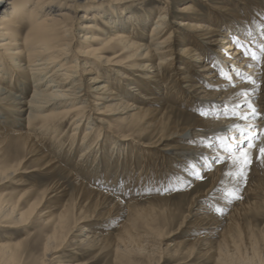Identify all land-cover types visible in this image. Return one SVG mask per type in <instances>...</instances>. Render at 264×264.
<instances>
[{
  "label": "bare ground",
  "instance_id": "1",
  "mask_svg": "<svg viewBox=\"0 0 264 264\" xmlns=\"http://www.w3.org/2000/svg\"><path fill=\"white\" fill-rule=\"evenodd\" d=\"M116 1L0 0V153L8 154L0 161V184L18 186L16 175L40 172L67 176L73 184L65 201L67 188L58 177L19 194L4 188L0 229L20 227L35 215L41 219L44 232L31 245L36 254L24 264H67L60 257L64 248L84 244L110 250L114 260L139 255L160 264L171 253L186 258L177 264L200 257L215 264H264V163L258 159L264 147V9L247 23L237 13L227 19L226 5L211 6L202 15L196 0H188L175 6L178 14L171 22L173 2L183 0H160L154 20L142 10L127 11L126 0ZM105 2L110 11L104 10ZM178 28L189 43L175 44ZM245 50L260 53L261 59L253 60ZM243 92L259 117L243 118L251 111ZM168 94L200 112L191 115L193 122L164 117ZM111 112L123 123L158 129V157L150 143L138 142V148L110 140L105 115ZM240 129L255 133L244 176L237 175L239 165L226 150L242 139ZM167 139L176 143L168 146ZM137 150L142 158L128 162ZM159 159L165 161L163 182L187 188L180 193L187 208L176 226L175 209L155 224L156 211L131 194L135 182L141 187L160 180ZM72 162L75 169L65 165ZM30 164L33 168L25 171ZM198 171L205 182L194 174ZM230 189L240 198H228ZM162 199L169 196L145 203ZM179 231L188 236L184 232L174 243L164 241ZM2 241L0 257L14 263L19 241Z\"/></svg>",
  "mask_w": 264,
  "mask_h": 264
},
{
  "label": "rangeland",
  "instance_id": "2",
  "mask_svg": "<svg viewBox=\"0 0 264 264\" xmlns=\"http://www.w3.org/2000/svg\"><path fill=\"white\" fill-rule=\"evenodd\" d=\"M117 1L120 2V1H124V0H117ZM117 1L115 3H118ZM167 1H170V0H167ZM187 1L188 0H183V1L175 2V3L173 2L172 6L170 8V12L172 13L171 18H170L171 22L177 18L176 14H178V13H176L174 11L175 6L178 4L186 3ZM242 1H243V3H240L239 0H196L195 6H196V9L199 12H201L202 15H204V13L206 14L207 13L206 11L211 6H219V5L225 6L226 5L227 11H230V12H225V14H224L227 19L228 18L232 19L233 16H231V14L233 15L234 13H237V14H241L244 18V21L247 23L251 20V18H252L251 16H253L254 14L257 16L262 15L260 12H261V9L262 10L264 9V0H242ZM124 2H125L124 5H128V10L126 8L127 11L135 12V13L136 12L140 13V12L144 11L145 14L149 15L150 17H153V20L155 19L156 15H157L158 8L162 4L160 0H130V1L126 0ZM237 4H238V6H237ZM103 5H104L105 11H107V10L110 11L108 5H111V4L109 2L108 3L105 2ZM197 10L195 12H197ZM247 10L250 11L251 13L246 14ZM79 11L80 10H78L77 12L79 13ZM260 17H262V16H260ZM231 19H229V20H231ZM151 22H152V20H151ZM178 29L179 30H176L173 32V39L176 41L175 44L185 43V41L187 43L189 41V37H187V36L185 37L183 29H181V28H178ZM77 30H78V28L77 29L75 28V30L73 31L74 37L78 33ZM175 35H177L179 38ZM223 46L224 45L221 44V46H219V49L216 50L215 54H218V52L220 53V50L222 49ZM258 55L260 56V53ZM175 63L177 64V63H179V61H176ZM201 66H202V64L199 63L198 67H196L198 73H199L198 68H200ZM164 97H165V100H163V102H165L164 105L167 108L169 107L164 114L165 118H167V116H169L170 119H172L174 121L176 120L178 123L179 122L184 123L187 121L191 123V122H193L191 115L196 117L200 113L195 108L192 109L190 107H186L182 101L180 102V101L176 100L175 96L170 97V95L168 94V95H165ZM135 101L138 104H140L141 106H144L146 104L145 102H143V100L142 101L141 100H135ZM174 101H175V103H174ZM113 102H117V100H113ZM121 108L122 107H120L118 109V111H122ZM111 113H108L107 115H105L106 119L108 121V124L110 126L109 130H106L105 133L107 134V136H109L110 140H113V141H115L121 145H124V146L125 145L127 146L128 144L129 145L132 144L138 148H141L140 145H138L139 143H144V142L150 143L151 145L155 146L151 150V152L154 153L153 156H155V158L158 157L157 156L158 151L156 149L157 144L155 143L156 141H154L156 135H158V129L153 130L152 126H148L145 124H144V126H137V125L132 124V121H130V123L128 122V124L123 123L120 120L116 119L117 114H113V113L111 114ZM117 140H119V141H117ZM166 142H167L168 146L176 143V141H174V139H167ZM180 143H181L180 147H185V145H186L185 142H180ZM107 145H108V143H107ZM239 146H237V147H239ZM7 155H8L7 153H3L1 151L0 161H2L5 157H7ZM132 157L133 158H129V160L127 159L128 162L129 161L132 162V160H140L142 158V154L137 150L135 153V156H132ZM118 161L116 162V164L120 163ZM157 162L159 163V165ZM164 162H165L164 160L162 161V159H159L156 161L157 165L155 164V167L157 166V168H159L158 172H159V175H161L160 180L156 179V181L152 182V185H150L151 182H149L148 186L144 185L141 187H140V185H138L139 183L135 182L133 187H132V193L131 194L133 195V199L136 198L134 200H136V201L138 200L137 202L139 203V205L145 206V207H146V205H148V209L151 207L152 211H156L154 213V216H153V220H154L155 224H162V222L164 220L162 217L163 214H165V215H167V213L171 214L170 210L175 209V211L173 212L174 216L171 219H172V223H174L173 225L176 226L177 223L179 222V220H181L180 219L181 215L179 213L180 212L182 213V210L184 212L185 209L187 208L186 199H185V197H183L180 194V193H183L185 191V189H187V188H185L179 184H177V186L172 187L169 184V182H163L162 177H163L164 172L161 169L163 167ZM31 165L32 164H30L25 171L31 170L33 168V167H31ZM65 165L70 169H72V168L75 169L73 166V162L72 163H65ZM172 166H173V164H172ZM200 172L201 171H198L199 175H200ZM63 176L64 175H62L61 177H58V176L57 177L60 178V182H62L63 185L65 186V188H67L66 189V196L62 200V201H65L70 196L69 194L72 191V188H73L72 185L73 184L68 179L67 176L66 177L65 176L63 177ZM57 177L48 176L47 174L45 175L41 172L40 173H34L33 175H30L27 173L26 174L20 173V174L16 175V178H17L16 181L19 179L18 181L20 182V185L14 186L12 182L7 181V182L0 184V191H2L4 188H6L8 190H12V192H16L19 194L20 189H28V188H32V187L40 188L43 185L50 184L51 182H53V180H56V179L59 180ZM83 178H84V176H83ZM199 180H201L203 182L205 179H199ZM16 181H13V182L16 183ZM149 185L151 187H149ZM168 194H170V195H168ZM134 196H136V197H134ZM162 196H169V199L155 200V201H150L149 203H147V202L145 203V201L147 199H153L155 197H162ZM29 201H31V200H29ZM25 207H26V204L23 206V208L25 209ZM166 207H168L169 211H167L165 213L164 212L165 209H163V208H166ZM176 208H178V210H176ZM150 213L153 214V212H151V211H150ZM44 227L45 226L41 223V219L35 215L30 219L29 222L21 225L20 227H16V228L15 227H13V228L4 227V228H1L0 229V241L1 242H4L2 240H5V239L11 240V243L18 242L20 239H23V240L19 241L20 244H19V247H18L17 252H16V259H15L14 263H11L10 260L7 261L6 257L5 258L0 257V264H7V263L8 264H18V263L24 264V263H27L28 260H30L32 258V256H34L36 254L34 251L31 250L32 249L31 245L32 244L34 245L36 240L43 234ZM102 229L104 230L103 227H102ZM170 229H171V227L168 226L166 228V232H168V230H170ZM109 231L114 232L113 227L109 228ZM184 232H185L184 236H186L187 231H184ZM184 232L179 231V233H174L171 237H168L164 241L174 243V242L178 241L179 238L183 237ZM12 240H14V241H12ZM28 250H30L31 252H29ZM61 254H62V256H60V257H62V260H64V262L67 264H68V262H73L76 264H126L122 261H128V260H129V264H152V261H150L149 258L144 257V256H139V255L138 256L132 255V257H130V258L127 257L128 259L122 258V260H114L113 253L110 250L99 252L96 250H92V248H90V246L85 245V244L81 245V246H79V245L71 246L70 245L68 248L65 247L64 250L60 253V255ZM182 256L184 257V255H180V254L177 256L173 255L171 253L167 254L166 257H164V259L162 260V262L160 264H177L178 262H180V260H182ZM183 259H186V258L184 257ZM192 263L193 264H215L212 259L206 258V257L196 258Z\"/></svg>",
  "mask_w": 264,
  "mask_h": 264
},
{
  "label": "snow or ice",
  "instance_id": "3",
  "mask_svg": "<svg viewBox=\"0 0 264 264\" xmlns=\"http://www.w3.org/2000/svg\"><path fill=\"white\" fill-rule=\"evenodd\" d=\"M235 43L237 44V46H241L240 42L237 40L235 41ZM260 52L262 54H264V45L261 46L260 48ZM245 55H251L253 60H260L261 57L256 53V52H250L249 50H245L244 51ZM221 74H224L223 72ZM246 80L250 81L252 84H255L256 82L252 79L251 76L245 75L244 77ZM230 79V78H229ZM259 88L258 86L256 87L255 91H258ZM241 95H243L245 97V102L248 103V107L251 110L250 113H245V116L243 117L244 119H248V116L251 115L252 117H259L260 116V112L258 111L257 107L254 106L253 103H251L250 101H248L247 97H248V93L247 92H243L241 93ZM201 115L203 116H208L209 113L208 112H201ZM254 127L253 125H249V128ZM247 132V135H245V133ZM240 133H241V137L242 139L237 140L236 144H227L226 146V150L230 151L232 153V155L229 157V159L232 160L233 164L235 165H239L240 171L237 173V175L239 176H244L245 175V169L252 163V159H251V153L250 150L255 147L254 143L252 142L253 137L255 136V133L252 132H248L247 129H240ZM218 139L221 140V147H225V143H224V137H219ZM247 140V148H240L239 151H236V147L239 145H242L244 143V141ZM258 159H260V161L262 163H264V147L260 148V156L258 157ZM197 178H201L202 177L199 175L198 172L194 173ZM226 196L230 199H239L240 197L238 196V194L234 191V190H228L226 192ZM215 212L217 213H222V209L220 207H214Z\"/></svg>",
  "mask_w": 264,
  "mask_h": 264
}]
</instances>
